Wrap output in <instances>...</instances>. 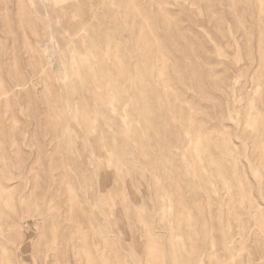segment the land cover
Segmentation results:
<instances>
[{
    "label": "rangeland",
    "instance_id": "374dc122",
    "mask_svg": "<svg viewBox=\"0 0 264 264\" xmlns=\"http://www.w3.org/2000/svg\"><path fill=\"white\" fill-rule=\"evenodd\" d=\"M0 264H264V0H0Z\"/></svg>",
    "mask_w": 264,
    "mask_h": 264
}]
</instances>
